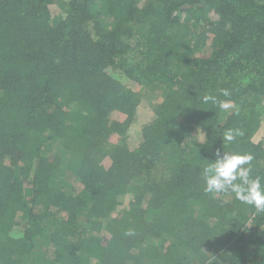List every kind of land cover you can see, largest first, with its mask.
Instances as JSON below:
<instances>
[{
    "label": "trees",
    "instance_id": "1",
    "mask_svg": "<svg viewBox=\"0 0 264 264\" xmlns=\"http://www.w3.org/2000/svg\"><path fill=\"white\" fill-rule=\"evenodd\" d=\"M263 123L260 0H0V264H264V212L201 176L264 183Z\"/></svg>",
    "mask_w": 264,
    "mask_h": 264
},
{
    "label": "clouds",
    "instance_id": "2",
    "mask_svg": "<svg viewBox=\"0 0 264 264\" xmlns=\"http://www.w3.org/2000/svg\"><path fill=\"white\" fill-rule=\"evenodd\" d=\"M220 95L227 97L230 93L227 89H221ZM202 102H211L221 110L231 107L230 101L220 100L212 95H203ZM242 135L240 129L230 128L224 132L223 140L230 144ZM204 138L206 141L205 135ZM215 156V160L204 166L201 172L204 191L211 195L230 196L240 204L255 209L256 212H264V183L260 176L252 175L253 155L218 151Z\"/></svg>",
    "mask_w": 264,
    "mask_h": 264
},
{
    "label": "rangeland",
    "instance_id": "3",
    "mask_svg": "<svg viewBox=\"0 0 264 264\" xmlns=\"http://www.w3.org/2000/svg\"><path fill=\"white\" fill-rule=\"evenodd\" d=\"M264 2V0H260ZM50 12L53 17L57 18L60 14V9L57 5H51L50 6ZM135 91H139L140 88L134 86L133 87ZM156 95H153L152 93L145 94L143 97H141V103L138 107L136 121L133 125V128L131 129V139L130 141L133 143L135 140L137 141V134L141 130L143 126L148 124L151 121V118L153 116L152 109L150 106V102L155 99ZM158 96V95H157ZM259 137H256L258 140L264 138V123L263 127L259 131ZM136 138V139H135Z\"/></svg>",
    "mask_w": 264,
    "mask_h": 264
}]
</instances>
